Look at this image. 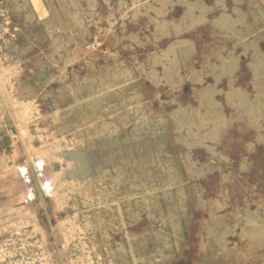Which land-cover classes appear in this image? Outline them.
<instances>
[{"label": "rangeland", "instance_id": "obj_1", "mask_svg": "<svg viewBox=\"0 0 264 264\" xmlns=\"http://www.w3.org/2000/svg\"><path fill=\"white\" fill-rule=\"evenodd\" d=\"M0 264H264V0H0Z\"/></svg>", "mask_w": 264, "mask_h": 264}]
</instances>
